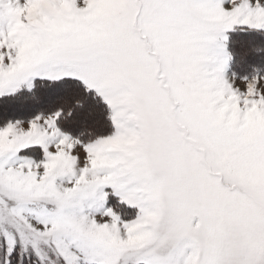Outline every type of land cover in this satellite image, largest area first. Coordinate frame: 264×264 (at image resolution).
Returning a JSON list of instances; mask_svg holds the SVG:
<instances>
[{
	"label": "snow or ice",
	"instance_id": "snow-or-ice-1",
	"mask_svg": "<svg viewBox=\"0 0 264 264\" xmlns=\"http://www.w3.org/2000/svg\"><path fill=\"white\" fill-rule=\"evenodd\" d=\"M0 264H264V0H0Z\"/></svg>",
	"mask_w": 264,
	"mask_h": 264
}]
</instances>
